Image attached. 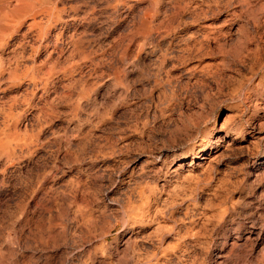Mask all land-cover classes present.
<instances>
[{
  "label": "rangeland",
  "instance_id": "374dc122",
  "mask_svg": "<svg viewBox=\"0 0 264 264\" xmlns=\"http://www.w3.org/2000/svg\"><path fill=\"white\" fill-rule=\"evenodd\" d=\"M49 1L0 47V139L3 108L41 137L0 157V264H264V0ZM73 30L85 77L54 101L25 67Z\"/></svg>",
  "mask_w": 264,
  "mask_h": 264
},
{
  "label": "bare ground",
  "instance_id": "6f19581e",
  "mask_svg": "<svg viewBox=\"0 0 264 264\" xmlns=\"http://www.w3.org/2000/svg\"><path fill=\"white\" fill-rule=\"evenodd\" d=\"M100 1V0H99ZM108 1V5H109V1ZM120 1V0H119ZM118 1V2H119ZM125 1L124 3H129L128 0H122ZM4 4H5V9L4 11H6L5 17L4 15L2 16L1 19H3L2 21L5 22L4 26L2 27V29H0V31H2L3 36L2 38H0V47L3 48L5 46L8 45V41L10 36L15 32L18 31V27L22 25V20H24L27 17H31V23L29 25V29L32 28H38L39 25V21L38 19H42L41 22H43V16L46 14L47 10H49V0H4ZM71 2V1H70ZM86 2V1H85ZM163 2V0H162ZM161 1L159 0L158 3H156V7L159 5L160 6ZM3 4V5H4ZM65 4V3H64ZM99 4V3H98ZM111 6V5H110ZM116 7V6H115ZM120 7V6H119ZM131 7V6H130ZM43 8V9H42ZM48 8V9H47ZM88 8V7H87ZM52 10V9H51ZM50 10V11H51ZM49 12V11H48ZM58 12V11H57ZM52 13V12H50ZM49 13V14H50ZM73 13V12H72ZM92 13V12H91ZM57 14V13H56ZM58 14L61 15V13L58 12ZM57 14V15H58ZM120 14V13H119ZM51 16V15H50ZM55 16V15H54ZM4 17V18H3ZM52 17V16H51ZM79 15L76 14V16H74V18H78ZM57 18V17H56ZM60 18V17H59ZM30 19V18H29ZM57 20V19H56ZM77 20V19H76ZM52 21V20H51ZM58 21H60L58 19ZM57 21V22H58ZM170 21V20H169ZM26 25V24H25ZM72 25V24H71ZM45 26V25H44ZM44 26H42L39 30L40 33L43 34L44 30ZM53 26V25H51ZM28 29V30H29ZM48 30V29H47ZM149 30V29H148ZM161 30V29H160ZM31 31V30H30ZM139 31V30H138ZM219 31V30H218ZM38 32V31H37ZM47 32V31H46ZM62 32V31H61ZM83 32V31H82ZM147 34L146 37L144 36V38H146L148 40V38L150 39V37L152 36L151 34V30H150V34L149 32L145 31ZM64 33V32H63ZM76 31L73 30V33L70 35V40L69 42L67 41L66 45L63 46H59L58 43L56 42L54 44V46L52 48H50L48 50V54L46 55L47 57V61L46 63L38 66L37 65V61H33V66L32 67H25L27 68L25 70V75H30L31 77V82L33 84H37L38 81L37 79H41V81L44 82L45 86H48L50 82H52L54 80L55 83V89H54V94L51 97L52 100H54V98H58L59 96L63 95L65 93V90L67 88L66 85H71L73 86L74 84L77 83H81V81L83 80V66L81 67V65L77 64V63H73L72 62V58H74V54H75V50L78 49L77 44L79 45V42L76 41ZM85 33V32H84ZM42 34L40 35L42 37ZM46 35V34H45ZM93 35V34H92ZM95 35V34H94ZM206 35V36H205ZM205 38L206 40H209L210 38V33L207 32L205 34ZM1 37V36H0ZM12 37V36H11ZM84 37V36H82ZM23 38L25 39L26 42V36H23ZM40 38V37H39ZM88 38V37H87ZM193 38V37H192ZM145 39V40H146ZM8 40V41H7ZM85 40V39H84ZM80 41V39H79ZM108 41V40H107ZM98 42V41H97ZM186 43V42H185ZM20 44V42H19ZM25 44V43H23ZM64 44V43H63ZM51 45V44H50ZM130 45V44H129ZM15 47L13 49H11L7 55H5L4 53H2V51H0V80L2 79V77H4L5 74L9 75L11 78H15L19 77V72H20V67H21V60L22 59V55L20 52L22 49H19L16 45H14ZM49 46V45H48ZM98 47V45H97ZM0 48V49H1ZM179 48V47H178ZM201 48V47H200ZM87 50V49H86ZM128 50V49H127ZM117 51V50H116ZM126 51V50H125ZM77 52V51H76ZM79 52V51H78ZM120 52V51H119ZM118 52V53H119ZM24 53V52H23ZM81 53V52H80ZM111 53V52H110ZM113 53V52H112ZM123 53V52H122ZM94 54V53H93ZM92 54V55H93ZM106 55V54H105ZM121 55V54H120ZM112 56V55H111ZM126 56V55H125ZM124 56V57H125ZM101 57V56H100ZM46 59V58H44ZM90 59V58H89ZM54 60L56 61V64L54 62ZM113 60V58H112ZM138 61V60H137ZM53 62V63H51ZM55 64V65H53ZM58 64V65H57ZM112 65V64H111ZM57 73H56V72ZM102 71V70H101ZM61 74V76H59L58 74ZM105 73V72H103ZM106 75V74H105ZM97 76V75H96ZM102 77V76H101ZM95 78V77H94ZM124 78V77H123ZM85 79V78H84ZM113 79V78H112ZM3 80V79H2ZM1 80V81H2ZM24 80V79H23ZM0 81V82H1ZM30 81V80H29ZM122 81V80H121ZM84 83V82H83ZM93 85V84H92ZM35 86V85H34ZM75 86V85H74ZM93 87V86H92ZM47 88V87H46ZM72 88V87H71ZM1 89V88H0ZM5 89V88H4ZM9 89V88H8ZM1 92V91H0ZM9 93V92H8ZM90 93V92H89ZM88 93V94H89ZM93 93V92H92ZM97 93V92H96ZM30 94V93H29ZM87 94V93H86ZM87 94V96H88ZM95 94V93H94ZM38 95V94H37ZM82 95V94H81ZM90 95V94H89ZM121 95V94H120ZM126 95V94H125ZM35 96V95H34ZM15 97V96H14ZM64 97V96H63ZM89 97V96H88ZM91 97V96H90ZM42 98V96H41ZM86 98V97H85ZM106 98V97H105ZM13 99V98H12ZM83 99V98H82ZM68 100V99H67ZM51 101V100H50ZM56 101V100H54ZM81 101V100H80ZM49 102V101H48ZM52 102V101H51ZM82 102V101H81ZM79 103V102H78ZM49 104H53V103H43V105H41L42 107L40 108V111H46V109H48L47 107L49 106ZM71 105V104H70ZM96 105V104H95ZM39 106V105H37ZM52 106V105H51ZM56 106V105H55ZM74 106V105H72ZM77 107V106H76ZM80 107V105H79ZM105 107V106H104ZM74 108V107H73ZM79 109V108H78ZM99 109V108H98ZM5 115L8 116V121L9 118L12 117V122H13V128L11 129V131L9 132L7 139L2 140L0 139V157H3L4 160V166H14L15 164L21 163L22 160H24L26 157H28L32 151L37 150L36 148L39 147L40 145V136L38 134V136L36 137H31V136H27L24 133V129L26 126V122L25 120L22 121L21 118L19 117V115H13L11 112H9L7 109H1ZM76 111L77 108H76ZM92 111V110H91ZM90 111V112H91ZM44 112V113H45ZM62 112V111H61ZM112 112V111H111ZM43 113V112H42ZM43 113V114H44ZM78 114V113H77ZM17 116V117H16ZM41 116V115H40ZM46 116V115H45ZM16 117V118H15ZM94 119V118H93ZM80 122V121H79ZM1 123V122H0ZM50 123V121H49ZM82 124V123H80ZM96 125V124H95ZM80 126V125H79ZM78 126V127H79ZM72 131V130H71ZM39 133V132H38ZM50 133V132H49ZM80 133V132H79ZM37 135V133H36ZM78 135V134H77ZM2 136V135H1ZM4 139V138H3ZM44 139V138H43ZM93 139V138H92ZM60 140V139H59ZM63 140V139H62ZM71 141V140H70ZM90 142V141H89ZM47 143V142H45ZM93 144V143H92ZM78 147V146H77ZM93 147V145H92ZM66 148V147H65ZM45 149V148H44ZM66 150V149H65ZM34 154V153H33ZM68 155V154H67ZM42 156V155H41ZM31 157V156H30ZM159 157V156H158ZM36 162V161H35ZM38 163V162H37ZM17 166V165H16ZM192 166V165H190ZM1 167V166H0ZM179 167H182L179 166ZM4 170V169H3ZM156 171V170H155ZM147 178V177H146ZM153 178V177H152ZM43 180V179H42ZM153 181V180H152ZM176 182V181H175ZM153 183V182H152ZM156 183V182H155ZM179 185V184H178ZM164 186V185H163ZM172 188H177V183L174 184V186ZM76 189V188H75ZM180 189V188H179ZM151 190V189H150ZM181 190V189H180ZM77 191V190H76ZM187 191V190H186ZM74 192V191H73ZM183 192V191H182ZM76 193V192H75ZM171 195V194H170ZM158 197V196H157ZM58 202V201H57ZM165 202V201H164ZM135 205V204H134ZM141 205V204H140ZM78 206V205H77ZM59 207V206H58ZM41 209V208H40ZM63 210V209H62ZM77 210V208H76ZM142 209L140 208L138 211H141ZM158 210V209H157ZM145 211V210H143ZM159 211V210H158ZM92 212V211H91ZM147 212V211H145ZM142 213V211H141ZM146 214V213H143ZM155 215V214H154ZM141 216V215H140ZM137 218L138 214H137ZM149 218V217H148ZM59 224V223H58ZM66 226V225H65ZM187 230V229H186ZM48 234V233H47ZM50 235V234H49ZM46 236V235H45ZM44 236V237H45ZM51 238V237H50ZM42 243V242H41ZM130 244V243H129ZM103 245V244H102ZM127 247V246H126ZM104 248V247H103ZM131 249V248H130ZM105 255V254H104ZM102 256V255H101ZM138 258V257H137ZM177 258V257H176ZM183 258V257H182ZM51 262V261H50Z\"/></svg>",
  "mask_w": 264,
  "mask_h": 264
}]
</instances>
